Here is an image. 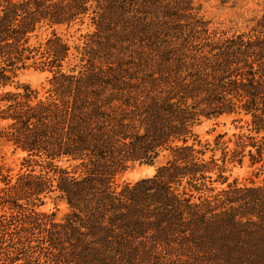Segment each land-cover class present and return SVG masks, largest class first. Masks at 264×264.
<instances>
[{
    "label": "trees",
    "instance_id": "16d2710c",
    "mask_svg": "<svg viewBox=\"0 0 264 264\" xmlns=\"http://www.w3.org/2000/svg\"><path fill=\"white\" fill-rule=\"evenodd\" d=\"M200 10L0 0V142L23 154L0 165V264H264V179L226 175L245 159L264 174V13L229 34ZM74 26L69 44L56 29ZM27 71L49 74L45 96ZM223 115L247 132L201 143ZM136 164L154 174L119 184Z\"/></svg>",
    "mask_w": 264,
    "mask_h": 264
},
{
    "label": "rangeland",
    "instance_id": "374dc122",
    "mask_svg": "<svg viewBox=\"0 0 264 264\" xmlns=\"http://www.w3.org/2000/svg\"><path fill=\"white\" fill-rule=\"evenodd\" d=\"M194 3L200 6V13L212 22L213 26H217L222 30L228 31L229 34L237 32H246L252 24L255 17H259L264 13V0H194ZM75 26L72 29L63 31L64 28H57V33L66 39L69 44L77 43L79 34L85 32L82 28L81 32H75ZM48 31L39 34L38 39H43ZM49 74L27 71L20 76V82L28 83L39 91L40 96H45L46 79ZM2 90L0 89V93ZM248 126L245 118L240 122H235L233 116L223 115L218 118L203 120L195 127L201 143H208L213 146L214 138L219 134H225L223 140L227 141L234 133H246ZM211 153H207V157ZM23 154L14 152L13 148L7 143L0 142V165L4 169H11L12 175L19 170V162ZM220 154L215 153V158H219ZM161 158L159 162H163ZM228 181L236 180L239 184H250V181L258 184L264 179V174L255 177V167H249L248 161L245 159L243 165L226 164ZM154 174V167L145 165H134L131 169L125 171L118 180V183H134L137 180L151 176ZM2 184L0 183V186ZM220 187V186H218ZM39 211L46 213H54L56 219H61L67 212L66 205L62 202H52L48 200Z\"/></svg>",
    "mask_w": 264,
    "mask_h": 264
}]
</instances>
